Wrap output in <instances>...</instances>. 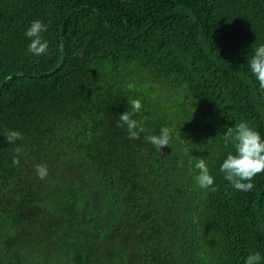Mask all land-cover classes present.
<instances>
[{
	"label": "trees",
	"instance_id": "obj_1",
	"mask_svg": "<svg viewBox=\"0 0 264 264\" xmlns=\"http://www.w3.org/2000/svg\"><path fill=\"white\" fill-rule=\"evenodd\" d=\"M36 19L47 56L28 51ZM259 44L264 0H0V264L264 255V173L245 192L220 171L234 152L225 126L246 120L264 135L248 67ZM134 99L138 140L117 127ZM163 127L173 136L159 150L145 136ZM8 130L23 140L9 144ZM193 157L207 160L214 191L196 184Z\"/></svg>",
	"mask_w": 264,
	"mask_h": 264
},
{
	"label": "clouds",
	"instance_id": "obj_2",
	"mask_svg": "<svg viewBox=\"0 0 264 264\" xmlns=\"http://www.w3.org/2000/svg\"><path fill=\"white\" fill-rule=\"evenodd\" d=\"M48 25L40 19L33 20L25 31V37L29 40L28 51L33 56L49 55L50 44L45 39L43 33L47 32ZM253 48V46H252ZM249 73L259 84V88L264 90V44L256 45L253 48L251 59L248 61ZM131 112L125 111L119 116L117 127L127 126L128 138L138 140L146 129L142 122L133 116L142 109V102L139 99L130 101ZM223 133V143L225 146L231 145L234 152H229L223 160L220 171L223 173L225 181L229 182L232 188L237 191H251L254 188L253 180L261 173H264V135L261 134L251 123L242 120L234 127L225 126ZM173 136V129L163 127L159 135L149 134L145 136L147 142L162 150L170 145ZM5 139L9 144H16L23 140V134L16 130H8ZM22 149L16 148L17 155L13 158V164H20V153ZM194 169L196 184L204 190H215V179L210 172L208 162L205 158H194ZM36 173L40 179H45L48 175L46 165H37ZM243 264H264V255L259 251L251 252L244 259Z\"/></svg>",
	"mask_w": 264,
	"mask_h": 264
}]
</instances>
